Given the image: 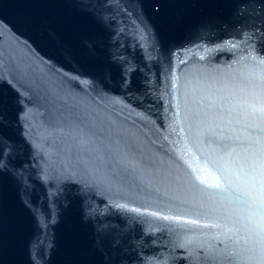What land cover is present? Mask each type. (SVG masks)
<instances>
[{
	"label": "water",
	"instance_id": "water-1",
	"mask_svg": "<svg viewBox=\"0 0 264 264\" xmlns=\"http://www.w3.org/2000/svg\"><path fill=\"white\" fill-rule=\"evenodd\" d=\"M91 5L0 0V75L13 76L0 94L16 168L0 180V264H181L174 245L184 234L174 229L209 206L188 176L217 182L201 158L212 149L193 145L234 135L210 116L189 125L177 96L197 69L233 63L225 41L261 26L259 0H160L159 13L146 6L144 16L138 0ZM84 170L102 186L85 187ZM205 223L187 235L209 241Z\"/></svg>",
	"mask_w": 264,
	"mask_h": 264
},
{
	"label": "snow or ice",
	"instance_id": "snow-or-ice-1",
	"mask_svg": "<svg viewBox=\"0 0 264 264\" xmlns=\"http://www.w3.org/2000/svg\"><path fill=\"white\" fill-rule=\"evenodd\" d=\"M74 2L85 12L92 7L91 0ZM259 3L264 14V0ZM146 6H151L158 14L160 0H138L140 16L145 15ZM261 40H264V21L260 27L253 24L242 30L238 43L225 41L236 50L237 58L233 63L222 68L197 69L199 78L193 82L185 77L182 99L177 96V114L183 109V120L189 125L194 117L210 116L228 125L227 130L234 133L220 138L214 133L198 137L193 145L197 150L201 144L212 149L201 158L215 173L217 182L197 184L198 176H188V183L206 196L209 206L190 209L196 219L184 220L174 229L177 234H184L174 245L184 253L177 257L181 264L183 261L189 264H264V50L257 51L255 46V42ZM9 61L11 63V57ZM129 71L125 69L126 74ZM129 83L125 79V86ZM0 84L13 86L11 71L0 75ZM20 95L17 90L18 104ZM6 110L7 101L0 94V180L16 174L5 132L7 121L3 113ZM27 113L28 110L21 112L19 120H26ZM129 165L137 166L134 160H130ZM82 175L85 187L102 186L87 170ZM66 182L77 183L72 177ZM115 207L120 209L124 205ZM162 219L180 221L181 217L164 215ZM201 219L207 221L203 228L214 230L210 240L204 243L187 235L193 231L187 226L198 225Z\"/></svg>",
	"mask_w": 264,
	"mask_h": 264
}]
</instances>
